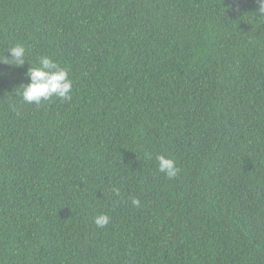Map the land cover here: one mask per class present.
<instances>
[{"label": "trees", "instance_id": "obj_1", "mask_svg": "<svg viewBox=\"0 0 264 264\" xmlns=\"http://www.w3.org/2000/svg\"><path fill=\"white\" fill-rule=\"evenodd\" d=\"M257 8L0 0V58L23 44L27 61L0 63V264H264ZM41 56L68 70L71 100L23 101Z\"/></svg>", "mask_w": 264, "mask_h": 264}, {"label": "clouds", "instance_id": "obj_2", "mask_svg": "<svg viewBox=\"0 0 264 264\" xmlns=\"http://www.w3.org/2000/svg\"><path fill=\"white\" fill-rule=\"evenodd\" d=\"M257 11L264 14V0H256ZM10 58L4 55L0 58V63L9 66L20 67L26 61V49L23 44H16L8 49ZM29 82L22 85L21 96L25 103L39 105L42 101H47L53 97H59L65 101L71 100V90L73 81L69 78L66 68L61 67L50 56H41L37 64H32L26 72ZM148 159L153 158L152 153H145ZM158 170L165 173L167 178L177 177L180 168L173 158H168L164 154H154ZM132 204L139 206L140 201L133 199ZM94 224L99 228H104L111 222V217L107 213H101L94 217Z\"/></svg>", "mask_w": 264, "mask_h": 264}]
</instances>
